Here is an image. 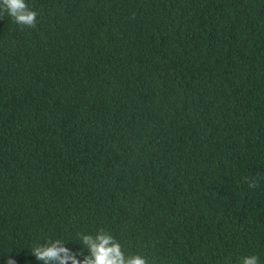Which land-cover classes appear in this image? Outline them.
<instances>
[{"label":"trees","instance_id":"16d2710c","mask_svg":"<svg viewBox=\"0 0 264 264\" xmlns=\"http://www.w3.org/2000/svg\"><path fill=\"white\" fill-rule=\"evenodd\" d=\"M25 2L36 28L0 15V264L82 261L101 229L148 264H264V0Z\"/></svg>","mask_w":264,"mask_h":264},{"label":"clouds","instance_id":"9594fccd","mask_svg":"<svg viewBox=\"0 0 264 264\" xmlns=\"http://www.w3.org/2000/svg\"><path fill=\"white\" fill-rule=\"evenodd\" d=\"M7 14L13 22L23 29L36 28L38 13L29 8L25 0H0V15ZM249 188L258 187L254 179L245 178ZM80 243L88 251L82 261L70 252L59 239L46 242L31 249L37 260L44 264H148L145 257L132 255L126 257L120 243L113 235L101 229L95 236L80 234ZM9 264H15L11 259ZM241 264H259V257L247 255L241 258Z\"/></svg>","mask_w":264,"mask_h":264}]
</instances>
